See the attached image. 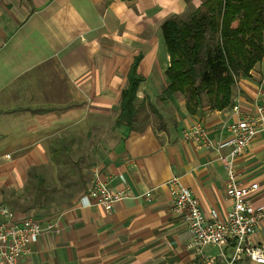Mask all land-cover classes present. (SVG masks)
I'll return each instance as SVG.
<instances>
[{"label":"crops","instance_id":"0c3cea01","mask_svg":"<svg viewBox=\"0 0 264 264\" xmlns=\"http://www.w3.org/2000/svg\"><path fill=\"white\" fill-rule=\"evenodd\" d=\"M204 1L0 0V219L8 209L44 229L16 264H256L233 244L224 258L215 246L188 248L168 186L177 177L206 216L225 218L228 126L264 103V57L234 85L231 107L191 112L180 94L160 99L170 64L162 25ZM134 66L137 114L116 126ZM195 124L206 144L183 139ZM234 164L244 185H259L250 211L264 210V132ZM95 172L127 194L110 213L79 204ZM253 239L264 246V219Z\"/></svg>","mask_w":264,"mask_h":264},{"label":"trees","instance_id":"16d2710c","mask_svg":"<svg viewBox=\"0 0 264 264\" xmlns=\"http://www.w3.org/2000/svg\"><path fill=\"white\" fill-rule=\"evenodd\" d=\"M161 30L170 64L160 99L180 93L191 112L204 106L223 110L233 105L238 79L264 57V0H205L191 13L165 21ZM135 68L122 91L116 126L132 127L137 114L142 78Z\"/></svg>","mask_w":264,"mask_h":264},{"label":"built area","instance_id":"2783aa9c","mask_svg":"<svg viewBox=\"0 0 264 264\" xmlns=\"http://www.w3.org/2000/svg\"><path fill=\"white\" fill-rule=\"evenodd\" d=\"M230 139L227 142L230 153L224 158L226 169V190L232 206L225 218H220L215 211L206 216L193 192L179 182L176 177L168 182L175 210L184 211L192 234L188 248L203 255L207 246H215L224 258L226 244H233L234 256L244 255L256 264H264V246L254 242L258 222L264 219L263 208L249 209V197L259 189L257 183L244 185L237 172L234 160L247 153L249 144L257 135L264 132V103L257 106L253 117H242L228 126ZM184 140L195 143L208 142L207 131L201 124H195L182 132ZM150 194H147L149 197ZM127 194L114 192L98 172L94 173L91 186L79 198L82 206L96 205L105 212H111L115 202L123 200ZM0 219V262L16 264L29 250V245L36 242L44 229L33 218H16L8 209L1 211ZM52 227V225H50Z\"/></svg>","mask_w":264,"mask_h":264},{"label":"rangeland","instance_id":"374dc122","mask_svg":"<svg viewBox=\"0 0 264 264\" xmlns=\"http://www.w3.org/2000/svg\"><path fill=\"white\" fill-rule=\"evenodd\" d=\"M177 94H180V93H177ZM180 95H182V94H180ZM183 96V95H182ZM184 97V96H183ZM66 203V202H65Z\"/></svg>","mask_w":264,"mask_h":264}]
</instances>
